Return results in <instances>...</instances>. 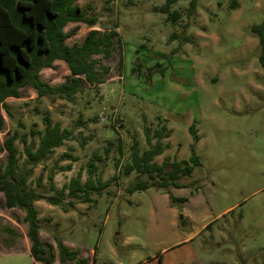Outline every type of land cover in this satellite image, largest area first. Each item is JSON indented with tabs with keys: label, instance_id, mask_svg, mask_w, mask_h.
Wrapping results in <instances>:
<instances>
[{
	"label": "rangeland",
	"instance_id": "374dc122",
	"mask_svg": "<svg viewBox=\"0 0 264 264\" xmlns=\"http://www.w3.org/2000/svg\"><path fill=\"white\" fill-rule=\"evenodd\" d=\"M165 2L78 0L97 24L92 29L68 24L65 31L77 32L67 45L80 44L90 31L102 35L113 29L118 35L119 45L109 57L92 58L98 71L108 69L103 83L83 86L72 103L37 98L28 87L20 90L19 99L5 100L9 114L1 110L0 148L15 132L36 148L38 138L30 133L43 131L45 116L71 133L34 170L36 192L50 195L46 176L61 155L75 160L56 166L70 165V171L55 175L56 190L78 175L85 182L90 160L94 155L100 159L93 160L91 176L107 187L90 207L80 204L63 213L45 201L35 205L41 238L54 248L55 260L58 240L77 253L66 264H264V73L251 32L264 19V0H197L191 15L188 0H177L166 14L158 12ZM173 12L180 14L175 22L169 18ZM68 76L60 61L40 73L52 87ZM163 127L166 148L155 162H188L194 154L199 166L180 178L181 189L126 193L136 179L122 174L133 144L142 153L149 148L147 139L153 145ZM16 147L21 163L23 145L16 142ZM5 159L0 152V166ZM171 198L185 200L173 203ZM23 216V211L7 209L0 194V264L34 263L23 250ZM203 221L210 225L201 232ZM194 232L200 233L191 236Z\"/></svg>",
	"mask_w": 264,
	"mask_h": 264
},
{
	"label": "trees",
	"instance_id": "16d2710c",
	"mask_svg": "<svg viewBox=\"0 0 264 264\" xmlns=\"http://www.w3.org/2000/svg\"><path fill=\"white\" fill-rule=\"evenodd\" d=\"M77 1L0 0V130L4 126L1 110L9 114L5 100L19 99L20 90L24 88H32L37 98L50 96L72 103L83 86L95 87L103 83V76L108 69L101 67V72L98 71L96 62L92 58L100 55L109 57L115 45H119L118 35L113 29L102 35H99L97 31H90L80 44L67 45V40L77 32V28L65 32L64 29L68 24L79 23L89 29L97 24V19L88 17L76 4ZM176 1L166 0L158 12L168 13ZM188 1L187 13L191 15L196 9L197 0ZM236 4L233 2L232 7L237 6ZM169 18L175 22L180 18V14L173 12ZM251 32L258 39L259 62L264 73V19L260 25L253 26ZM56 61L66 64L71 76L66 77L61 85L52 87L42 81L40 73L44 69H52ZM120 63L121 60L119 65ZM119 70L121 72V68ZM43 120V131L30 133L38 138L36 148L33 143L29 145L26 139L16 132L3 140L0 152H5L6 159L4 165L0 166V194L4 197V206L7 209H18L24 212L21 223L27 227L26 237L30 244L31 258L41 264H53L54 248L50 243L40 239L41 220L38 218L39 213L34 203L45 201L48 205L59 207L63 213H68L80 204H87L90 207V204L95 202L94 197L101 196L107 184L99 178L92 180L96 170L93 160H100L94 155L88 164L89 177L85 182H81L78 175L71 178L60 190H56L53 183L55 175L58 172L70 171V165L56 166L65 160H75L70 155L63 154L52 165L46 176L50 195L36 192L31 187L34 170L48 161L56 149L63 147L71 134L61 129L59 123H53L48 116H45ZM81 123L84 124L82 121ZM18 124L20 128L24 127L22 123ZM189 131L195 142L197 136L194 128L190 127ZM164 132V127L156 132L157 140L153 145L147 139L149 148L142 153H139L137 143L133 144L130 160L124 165L122 174L124 177L134 175L136 179L126 187V193L132 194L149 188L166 192H169L171 188L181 189L184 186L178 183L180 178L191 175L194 168L199 166V161L194 154L188 162L174 160L157 164L155 159L161 156L166 148L162 145V140L168 137ZM16 142L23 145L21 163ZM117 150L120 155L123 154L119 142ZM121 167V163L116 161L115 168L119 170ZM42 182L43 177L40 175L36 179V187L40 188ZM171 200L173 203H184L185 199L171 198ZM180 224H184V219L180 220ZM5 233L12 235V238L15 236L8 228L5 229ZM56 250H58L60 263L73 262L77 257V253L70 252L58 240ZM75 264H86V261L80 260Z\"/></svg>",
	"mask_w": 264,
	"mask_h": 264
},
{
	"label": "crops",
	"instance_id": "0c3cea01",
	"mask_svg": "<svg viewBox=\"0 0 264 264\" xmlns=\"http://www.w3.org/2000/svg\"><path fill=\"white\" fill-rule=\"evenodd\" d=\"M66 28V27H65ZM64 31H65V29H64ZM65 32H67V31H65ZM53 183H54V181H53ZM2 195V194H1ZM3 196V195H2ZM37 203V202H36ZM36 203H34V206L36 205ZM3 204H4V197H3ZM78 206V205H77ZM77 206H76V208H77ZM227 211V210H226ZM226 211H224L223 213H225ZM69 213V212H68ZM22 220V219H21ZM21 223V222H20ZM22 224V223H21ZM23 225V224H22ZM210 225V221H203V224H202V226H201V228H200V231L201 232H203L208 226ZM22 227H24V228H26V226L25 225H23ZM11 230V229H10ZM12 231V230H11ZM13 232V231H12ZM14 233V232H13ZM26 233H27V230H26ZM200 232H194L193 234H191V236H195V235H197V234H199ZM20 234L25 238L26 236H25V232L24 231H21L20 232ZM39 236H40V239L42 240V238H41V233L39 232ZM27 238V237H26ZM25 238V239H26ZM187 240H190V237H188V238H186V241ZM28 241V239L27 240H25V246H24V248H23V250H25L26 251V253H28L29 254V256H30V244H29V241ZM43 241V240H42ZM49 243V242H48ZM160 255V254H159ZM31 257V256H30ZM86 258V257H85ZM93 261H95V259H94V257H93V259H92ZM32 261L34 262L33 264H41V263H38V262H35L33 259H32ZM86 261V260H85ZM149 263H151V262H149ZM53 264H66V263H60V261H58V260H55L54 262H53ZM86 264H88L87 263V261H86ZM89 264H92V263H89ZM93 264H97L96 262H94ZM144 264H148V263H144Z\"/></svg>",
	"mask_w": 264,
	"mask_h": 264
}]
</instances>
